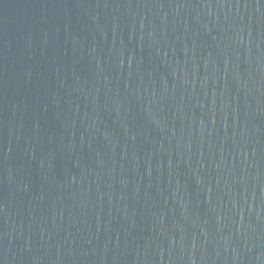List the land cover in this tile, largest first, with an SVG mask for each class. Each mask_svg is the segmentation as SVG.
<instances>
[{"label": "water", "instance_id": "1", "mask_svg": "<svg viewBox=\"0 0 264 264\" xmlns=\"http://www.w3.org/2000/svg\"><path fill=\"white\" fill-rule=\"evenodd\" d=\"M0 264H264V0H0Z\"/></svg>", "mask_w": 264, "mask_h": 264}]
</instances>
